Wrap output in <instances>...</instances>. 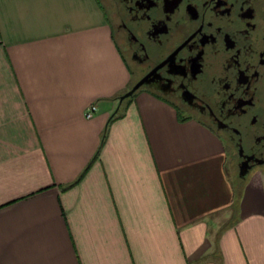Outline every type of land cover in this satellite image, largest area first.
<instances>
[{
    "label": "crops",
    "instance_id": "crops-1",
    "mask_svg": "<svg viewBox=\"0 0 264 264\" xmlns=\"http://www.w3.org/2000/svg\"><path fill=\"white\" fill-rule=\"evenodd\" d=\"M135 75L100 0H0V264H264V177Z\"/></svg>",
    "mask_w": 264,
    "mask_h": 264
},
{
    "label": "flooded vegetation",
    "instance_id": "flooded-vegetation-1",
    "mask_svg": "<svg viewBox=\"0 0 264 264\" xmlns=\"http://www.w3.org/2000/svg\"><path fill=\"white\" fill-rule=\"evenodd\" d=\"M100 1L139 89L206 124L242 181L264 177V0Z\"/></svg>",
    "mask_w": 264,
    "mask_h": 264
},
{
    "label": "water",
    "instance_id": "water-1",
    "mask_svg": "<svg viewBox=\"0 0 264 264\" xmlns=\"http://www.w3.org/2000/svg\"><path fill=\"white\" fill-rule=\"evenodd\" d=\"M145 83V79H141L138 81L129 91H127L125 94H123L120 97V102H122L124 99L131 97L143 84ZM244 176L246 173L243 174Z\"/></svg>",
    "mask_w": 264,
    "mask_h": 264
},
{
    "label": "rangeland",
    "instance_id": "rangeland-1",
    "mask_svg": "<svg viewBox=\"0 0 264 264\" xmlns=\"http://www.w3.org/2000/svg\"><path fill=\"white\" fill-rule=\"evenodd\" d=\"M106 10V9H105ZM127 61H128V59H127ZM129 62V61H128ZM137 79H138V76L137 75H135V80H136V82H137ZM135 85V84H134ZM133 85V86H134ZM142 89H145L144 87H142L139 91H141ZM138 91V92H139ZM137 92V93H138ZM229 169H230V173H231V177H232V180H234V182L235 181H238L239 180V172H238V168L236 167V166H234V165H232V163L231 162H229Z\"/></svg>",
    "mask_w": 264,
    "mask_h": 264
},
{
    "label": "built area",
    "instance_id": "built-area-1",
    "mask_svg": "<svg viewBox=\"0 0 264 264\" xmlns=\"http://www.w3.org/2000/svg\"><path fill=\"white\" fill-rule=\"evenodd\" d=\"M96 109H97V107H96L95 104L91 105V106L89 107L87 113H86V116H87L88 118L92 117L93 114H94V112L96 111Z\"/></svg>",
    "mask_w": 264,
    "mask_h": 264
},
{
    "label": "trees",
    "instance_id": "trees-1",
    "mask_svg": "<svg viewBox=\"0 0 264 264\" xmlns=\"http://www.w3.org/2000/svg\"><path fill=\"white\" fill-rule=\"evenodd\" d=\"M139 90H140V89H139ZM139 90H137L133 95H135ZM133 95H132V96H133ZM119 98H120V97H119ZM128 98H130V97H128ZM128 98H126V99H128ZM118 112H119V110L117 111V113H118ZM117 113H116V114H117ZM114 116H115V115H114Z\"/></svg>",
    "mask_w": 264,
    "mask_h": 264
}]
</instances>
